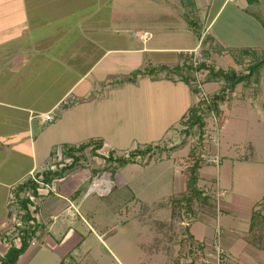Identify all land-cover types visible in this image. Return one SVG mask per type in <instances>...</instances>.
<instances>
[{"label": "crops", "instance_id": "obj_1", "mask_svg": "<svg viewBox=\"0 0 264 264\" xmlns=\"http://www.w3.org/2000/svg\"><path fill=\"white\" fill-rule=\"evenodd\" d=\"M168 1L0 0L1 234H11L18 219L13 190L30 179L32 173L41 174L50 168L55 170V164L61 159L62 146H79L89 140H102L100 155L105 157L109 152H124L119 140L134 141L137 136L126 132L114 134L111 126L120 123L119 120H126L128 124L137 122L140 115L133 113L132 107L143 112L145 102L153 101L156 106L153 115L167 122L172 115L176 121L182 120L198 102L191 87L177 79L161 77L153 80L149 76H138L135 82H129L137 71L182 64L189 59L186 52L201 49V40L195 42L194 37L190 38V45L174 44L169 40L170 32H184L187 29L184 13L178 14L184 11L183 5L179 7L178 3L177 7L170 8ZM215 1L202 0L204 7L200 10L211 11ZM218 1L220 6L215 8L208 29L228 5L235 3L242 11L250 5V0ZM178 20L182 21L180 29H177ZM129 31H133L134 35H125ZM188 31L195 36L190 29ZM255 50L264 51V47H255ZM226 54L231 55L224 50L221 54L212 52L207 62L214 60L216 69L225 70V66H229L238 70L237 59L233 55L223 57ZM123 56L135 68L132 75L121 77L117 71L121 68ZM44 77L47 79L43 80L46 83L42 86L41 78ZM58 82H63L62 91L60 95L52 97L50 86L54 93ZM238 88L241 91L240 101L248 102L244 95L249 89L242 85ZM257 90L260 92V85ZM259 94L249 99L255 102ZM66 99L69 103L62 105ZM126 100L128 103L124 102ZM127 104L130 108L127 106V114H122L121 110ZM225 105L222 106L223 111ZM49 112H53L51 122L42 123L32 119V113ZM149 136L143 138L155 141ZM173 145L169 144L168 148ZM180 154L181 151L173 152L178 165L177 173L182 175L178 161ZM98 159L89 158L86 164L56 181V192L38 198L37 204L31 208L34 225L38 227L34 239L37 243L30 244L17 264H65L72 252L85 242L82 235L85 231H74L71 221L77 217L85 220L80 210L88 201L87 187L95 186V192L101 198L112 194L114 186L119 189L117 184L121 179L130 187L122 173L136 164L120 168L121 172L112 174L109 171L101 172L104 160ZM238 160L248 161V158L240 157ZM145 161H142V165L150 167L152 162L146 164ZM185 186L186 182L184 184L183 180L177 179L179 195L185 191ZM198 187L202 189L207 186L199 181ZM216 188L221 190L213 183L209 190ZM208 193L204 195L212 199L213 196ZM225 196L220 200H224ZM223 205L228 211L234 209L226 202ZM221 210L224 211L222 207ZM255 211L264 216V199L244 214L248 223L242 228L243 231H231L228 227L219 229L222 231V245L228 251V264H264V231L250 230ZM90 229V234L94 233L108 248L103 236L91 226ZM217 236L218 229L212 238H192L203 245L204 253L210 255L211 243ZM14 243L19 246L17 239ZM165 244L164 250L172 251L173 244ZM183 244L180 255L168 256L170 264H175L176 259L186 253V243ZM9 248L10 243L0 242V253L5 255ZM113 256L119 264H123L114 253Z\"/></svg>", "mask_w": 264, "mask_h": 264}, {"label": "rangeland", "instance_id": "obj_2", "mask_svg": "<svg viewBox=\"0 0 264 264\" xmlns=\"http://www.w3.org/2000/svg\"><path fill=\"white\" fill-rule=\"evenodd\" d=\"M201 1L194 0L198 16L196 20L201 25L200 46L207 36L200 53L204 51L205 55L207 54L205 57H208L212 52L221 54L224 50L231 55L233 53V55L243 56V52L248 51L249 53L242 58L236 70L240 74H243L250 64L254 65L264 58V51L255 50V47H264V0H259L255 4L250 3L245 11L238 10L235 3L228 5L219 13L209 29L207 26L215 15V8L220 6V2L216 0L211 11L203 12L200 10L204 7ZM168 2L171 4L170 8H174L178 3L179 7L182 6L184 1L169 0ZM182 7L184 11H179L178 14L186 15L189 10L184 5ZM207 15L208 19H206ZM176 23H179L177 29H180L182 21L178 20ZM184 25L186 31L170 32V41L174 44L190 45L191 37H194L195 42L200 40L188 31L189 25L186 20ZM133 31L125 35L133 36ZM184 34L185 36L181 37ZM229 56L228 54L223 55L226 58ZM130 63L127 57H122L121 68L117 71L121 77L132 75L135 67ZM209 65L215 67L216 62L210 61ZM227 69L231 67L225 66V70ZM198 75L201 76L203 94H208L207 97H209L219 91L220 83H204L205 73L200 72ZM255 75L260 76V92L256 91L257 88L254 90L253 86H257L255 80H252V87L248 88L249 90L244 95L248 102L243 103L240 101V88L236 87L230 93L229 100L224 107V120L223 118L220 121L217 120L216 125L211 116L207 118V130H210L207 154H217L221 161L219 167L202 161L198 171L199 181L203 186H207L204 188L208 190L215 183L221 191L226 193L224 200H217L213 197L214 199L210 198L211 202H208V207L209 205L212 207L204 208L199 204H194L191 212H188L185 207L184 209L179 208L180 212L173 213V206L166 203L171 198L179 197L177 179L183 180L185 184L186 170L191 164L188 153L192 148V140H189L187 146L181 149L167 150L169 144L177 145L181 142V120L176 121L172 113V117L169 116L167 122L163 121L164 118L153 115L156 108L153 101L145 102L143 112L132 107V112H138L140 115L137 122L128 124L125 123L126 120H119L120 123L112 125L111 129L114 134L117 132L135 134L137 139L134 138V141L129 142V139H120L119 145L124 147V152L117 151L114 154L124 156L132 150L151 146L154 149L153 153L143 158L142 161L146 160V164L152 163L150 167L143 166L142 161H139L136 166H129L122 175L130 183V187L128 188L126 182L121 179L117 184L119 189L112 185L114 186L112 194L107 198H101L96 194L95 186L87 187L88 201L86 206L80 210L86 221L78 217L71 221L74 231H85L82 232L85 242L72 252L65 264H119L113 253L123 264H170L169 257L180 255L183 252L181 249L184 244L180 241L186 230L197 240L212 238L214 231L222 227H228L231 231H243L242 228L248 223L244 214L264 199V65ZM41 79V85L44 86L47 77ZM62 84L63 82L57 83V90L54 93L50 86L52 97L60 95ZM258 93H260L259 98L255 102L249 99L250 96L256 97ZM124 102L128 103V100ZM127 106L129 107L127 104L122 108V114H127L130 108L127 109ZM213 126L219 128L212 131ZM148 134L155 141L143 138ZM212 138L217 140V146L211 143ZM175 151L179 153L181 151L180 160H177L182 167V175L177 173L178 165L173 155ZM87 155L88 160L94 158ZM240 157L248 158V161H239ZM98 160L100 161L101 158ZM118 172H121V169L115 171L114 174ZM224 202L234 206V209L226 210ZM161 203L166 207L160 206ZM221 207L224 211H219ZM83 209H88V213ZM241 210L244 211L243 214ZM171 218L175 224L169 231H173L175 238L169 243H172L174 247L172 251L166 252L164 247L167 243L165 237L168 231L167 229L159 231L157 222L170 221ZM88 223L97 234L103 236L109 249L96 238L94 233L90 234L91 229Z\"/></svg>", "mask_w": 264, "mask_h": 264}, {"label": "trees", "instance_id": "obj_3", "mask_svg": "<svg viewBox=\"0 0 264 264\" xmlns=\"http://www.w3.org/2000/svg\"><path fill=\"white\" fill-rule=\"evenodd\" d=\"M182 4L189 10L185 15V20L189 25L190 31L201 40V25L198 24L197 9L194 0H182ZM259 0H250V3H258ZM196 17V18H195ZM207 40V36L203 39ZM203 50V49H202ZM204 51H202V54ZM248 51L243 52V56L232 55L237 59L238 66L241 64V60ZM207 55V54H206ZM203 54V61L194 66L190 59H185L182 64H178L172 67L169 66H158L149 67L143 71H137L135 77L129 79V82H135L138 76H149L151 79L156 80L161 77H165L169 80H180L191 87L192 91L198 95L199 91L194 87V81L196 80L197 73H205L204 83L217 82L221 84L219 91L207 98H201L199 101L190 108L189 112L181 120V142L174 145L167 150H178L184 146H187L189 140H192V148L188 153L190 157V166L186 170V188L179 197L171 198L166 204L173 206V213L186 207L188 212L192 211L194 204H199L204 208L212 207L208 202L210 197L204 195L202 189L198 187L199 176L198 171L201 167L202 160L199 157L200 150L205 146V140L207 139V118L212 114L217 118L218 121L222 120L224 111L222 106L229 100L230 93L235 90L236 87L242 85L245 88L252 87V80H255L256 86H259L260 76L255 75L258 69L264 65V58L254 65L250 64L243 74L237 73L233 68L231 69H216L214 66L207 63V57ZM187 56V55H186ZM240 59V60H238ZM254 90L257 88L255 86ZM253 90V91H254ZM103 148L102 140H89L79 146L64 145L61 147V159L55 164V170L51 168L44 171L41 174H37V177L41 178V181L46 184H52L57 180H61L76 168L83 166L88 162L87 154L93 157L101 158L104 160L103 170L101 172L110 171L114 174L120 168L128 165L137 164L143 158L150 156L153 153V147L146 146L143 149H135L130 151L124 156H115L114 152H109L107 156H102L99 151ZM156 148V147H155ZM113 170V171H112ZM38 185L31 179L18 185L13 190L14 202L18 208V216L22 222L21 227H16L11 234H5L2 240L10 243L11 246L3 258L0 259V264H17L20 256L24 254L27 248L30 246L32 240L35 239L38 230L37 225L33 217V212L29 209V201L25 199L24 195L27 191L36 192ZM211 202V201H210ZM161 203L160 206H162ZM163 208L166 205L162 206ZM175 222L170 221H158L157 228L159 231L167 229L168 235L165 237L167 242H172L175 238L173 231H169L174 227ZM188 229V228H187ZM264 231V216L260 212L255 211L251 220V231ZM165 233V234H167ZM19 239L20 245L17 246L14 240ZM182 243H186V253L184 256L176 259L175 264H195L196 259L199 257L197 252L203 254V245L193 240L189 235L188 230L185 231ZM179 242V243H180Z\"/></svg>", "mask_w": 264, "mask_h": 264}, {"label": "built area", "instance_id": "obj_4", "mask_svg": "<svg viewBox=\"0 0 264 264\" xmlns=\"http://www.w3.org/2000/svg\"><path fill=\"white\" fill-rule=\"evenodd\" d=\"M141 36H145V34L140 33ZM200 48H198L197 50L194 51H188L185 54L189 57L190 62L193 63L194 66H197L198 64H200L204 59H203V54L200 53ZM208 63V62H207ZM209 64V63H208ZM199 73H197L196 75V80L194 81V87L199 91V94L197 95V98L201 99V98H207V95L203 94V87L201 85L200 82V75H198ZM200 96V97H199ZM69 103V101L66 99L63 101L62 105H67ZM211 117L214 119V124H218L217 123V118L212 114ZM32 119H38L40 122L42 123H48L53 121L54 117H53V112H49V113H41V114H35L32 113ZM215 128H219V127H212V131H214ZM207 139L205 140V146L200 150L199 153V157L202 161H205L207 164H212L215 165L217 167H219L220 165V157L217 154H212L209 155L207 154V149H208V138H209V133L210 130H207ZM211 143L215 146H217V140L215 138L211 139ZM31 180H33L37 185L38 188L36 190V192L33 191H27L24 195L25 199H27L29 201V209L30 211L31 208L33 206H35L38 202V198H40L41 196H43L46 193H51V192H56V181L53 182L52 184H46L43 183L41 181L40 177H37V174L32 173ZM203 192L205 194L208 193V191L210 192V194L215 197L217 200H219L221 197L225 196V192L221 191L219 189H215V190H208L207 188H202ZM221 209H219L220 211ZM22 226V222L19 219L16 220L15 222V228L16 227H21ZM14 228V230H15ZM222 231L218 229V236L216 237V239L211 243V254L208 255L206 253L201 254V252H197L199 257L196 259L195 264H228L229 262V256H228V251L226 250V248L222 245L221 239H220V235H221ZM5 234H1L0 233V242H6L5 240H2L3 236ZM20 245V240L17 239ZM8 243V242H6ZM36 240H32L30 244H36ZM17 245V244H16ZM11 246V244H10ZM18 246V245H17ZM2 258L5 256L3 253H0Z\"/></svg>", "mask_w": 264, "mask_h": 264}]
</instances>
